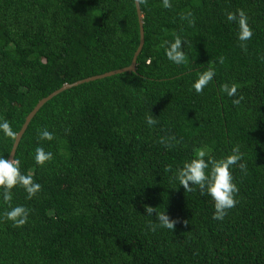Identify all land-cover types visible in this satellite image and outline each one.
<instances>
[{
	"label": "trees",
	"instance_id": "trees-1",
	"mask_svg": "<svg viewBox=\"0 0 264 264\" xmlns=\"http://www.w3.org/2000/svg\"><path fill=\"white\" fill-rule=\"evenodd\" d=\"M171 4L140 6L136 71L66 88L30 120L14 158L42 188L32 199L12 189V207L30 209L22 227L4 218L0 189V264H264V0ZM237 9L253 30L246 51L226 16ZM188 11L194 25L181 19ZM176 36L188 58L179 66L165 54ZM139 39L135 0H0V122L17 133L62 85L128 66ZM209 67L216 75L196 93ZM232 83L239 106L221 91ZM148 115L158 123L149 126ZM44 129L53 140L40 139ZM172 136L171 148L159 142ZM13 141L0 131V156ZM236 145L247 174L233 166L238 203L214 220L212 198L185 192L176 172L200 149L219 160ZM37 147L53 154L44 166ZM144 205L176 219L174 230L151 231L159 222Z\"/></svg>",
	"mask_w": 264,
	"mask_h": 264
},
{
	"label": "clouds",
	"instance_id": "clouds-1",
	"mask_svg": "<svg viewBox=\"0 0 264 264\" xmlns=\"http://www.w3.org/2000/svg\"><path fill=\"white\" fill-rule=\"evenodd\" d=\"M136 5H146L148 0H135ZM164 8H171V0H162ZM228 21L238 23L239 33L238 39L241 41V48L246 51V41L253 37V30L248 23V16L243 9H237L235 13H226ZM182 20H188L190 25H194L195 19L191 11L186 14H181ZM182 39L179 36L175 37L174 42H171L166 48L165 54L167 58L176 65H183L188 62L186 53L183 51ZM184 42V41H183ZM185 43V42H184ZM183 43V44H184ZM225 57L220 56L218 63L224 64ZM216 75L214 67H209L208 70L199 74L198 78L194 81L192 87L196 93H202L203 90L213 81ZM239 85L236 83L224 84L221 86V91L226 93L229 97H236L232 100L233 105L239 106L243 101V95L237 96ZM146 123L149 126H154L158 121L153 115L146 116ZM0 131L4 135L15 139L17 133L11 128L7 120L0 122ZM40 139L51 141L54 139V134L47 129L40 131ZM166 148H171L175 143H179L174 136L162 137L159 141ZM208 157L205 159V157ZM53 159L51 152H45L42 147L36 148L35 161L38 165L44 166L47 162ZM239 166L243 174H247V164L243 162V153L240 151V145L233 147L231 153L222 159H213L204 149L196 152L195 158L190 162H186L176 172V179L179 185H182L185 192L195 191L197 188L203 195L205 192L214 201V220H223L228 211L236 206L238 203L236 195L239 192L237 184L234 182V177L231 169L233 166ZM21 162L18 159L11 158L5 159L0 156V189H3V201L9 205L10 210L5 211L4 218L13 222L14 227L24 226L29 218L30 209L23 205L12 207V189L19 186L22 187L27 193V199H32L40 191L42 186L34 182L31 175H25L20 170ZM171 165L166 166L165 171H171ZM193 186H196L194 188ZM145 212L151 216L153 213L156 215V220L159 224L149 223V229L155 231L157 226L173 231L176 219L170 218L166 211L158 212L157 208L149 205H144ZM188 223V221H185Z\"/></svg>",
	"mask_w": 264,
	"mask_h": 264
},
{
	"label": "water",
	"instance_id": "water-1",
	"mask_svg": "<svg viewBox=\"0 0 264 264\" xmlns=\"http://www.w3.org/2000/svg\"><path fill=\"white\" fill-rule=\"evenodd\" d=\"M135 5H136V3H135ZM136 11H137L138 22H139L140 39H139V44H138V46H137V48H136V50H135V52L133 54V57H132V60H131L130 64L128 66H125V67H122V68H119V69L110 70V71H107V72H104V73H101V74H96V75H92V76H89V77H86V78H83V79H80V80H76V81H74L72 83H66V84L62 85L60 88H58V89L54 90L53 92H51L50 94H48L47 96L41 98L36 103V105L32 108V110L27 114V116L25 117V120H24L23 124L21 125V128L17 132V135H16V137H15V139L13 141V144H12V147H11V150L9 152V155H8L7 159L14 158L16 147H17V145H18V143L20 141V138H21L22 134L24 133L25 129L27 128L30 120L36 114V112L39 110V108L47 100H49L51 97H53L54 95H56L57 93H59L60 91L66 89V88H69L71 86L77 85V84L82 83V82L95 80V79L102 78V77H105V76H109V75H112V74H115V73H122L124 71H136L137 56L140 53V51H141V49L143 47V44H144V29H143V20H142V14H141L140 6L138 7L136 5Z\"/></svg>",
	"mask_w": 264,
	"mask_h": 264
}]
</instances>
